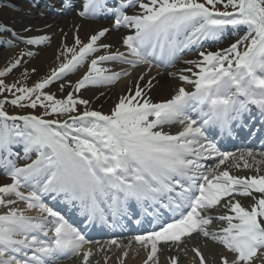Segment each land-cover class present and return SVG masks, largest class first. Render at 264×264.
<instances>
[{
  "label": "snow or ice",
  "instance_id": "obj_1",
  "mask_svg": "<svg viewBox=\"0 0 264 264\" xmlns=\"http://www.w3.org/2000/svg\"><path fill=\"white\" fill-rule=\"evenodd\" d=\"M65 4L70 7V0ZM217 4L225 10H218ZM108 5L109 0H85L78 15L111 13L116 29L131 30L121 37L123 51L102 42L109 32L103 28L87 42L74 36V44L63 45L66 52L57 56L67 58L31 86L6 84L3 78L33 52L22 50L0 70V94H11V99H0V169L10 178L0 184V206L6 209L0 213V264H56L70 255H80L81 264H89L93 250L83 249L92 241L49 207L45 197L78 208L89 223L95 218L104 223L127 218L133 207L139 208L154 223L153 230L134 236L128 244L130 248L134 241L148 250L143 264H159L162 242L179 247L193 234L211 239L231 254V259L220 254L219 264H257L258 257L264 258V175L231 174L226 162L232 160L239 168L236 161H243L248 168L246 157L253 153L248 149L237 156L223 151L216 128L221 138L231 136L236 127L245 126V119H255L252 107L264 119V0H117L115 7ZM128 9L138 11L128 14ZM240 28L245 34L228 47L201 50L205 41L219 43L226 30ZM32 31L30 25L16 31L0 24V40L16 48L51 39ZM193 50L195 59L183 60L184 67L168 73L183 82L171 98L152 101L148 93L154 81L159 83L156 76L118 97L109 113L74 96L86 86L129 76L140 65H146L148 72L153 66L173 67ZM105 62L129 67L113 71L101 66ZM82 65L87 70L74 85L61 84L60 91L66 86L73 89L64 98L46 91ZM29 75L28 69L21 73L25 81ZM144 77L139 75L138 81ZM6 104L44 111L9 115ZM78 105L84 106L82 112ZM176 124L181 130L175 134L164 130ZM18 144L29 161L23 165L16 162L20 154L13 150ZM237 196L252 202L245 206ZM220 206L227 214L213 215ZM32 209L43 215L26 214ZM214 220L227 226L210 230ZM108 243L122 246L115 239ZM193 251L198 264H209L199 247ZM122 256L127 258L128 251ZM169 259L178 264V257Z\"/></svg>",
  "mask_w": 264,
  "mask_h": 264
},
{
  "label": "bare ground",
  "instance_id": "obj_2",
  "mask_svg": "<svg viewBox=\"0 0 264 264\" xmlns=\"http://www.w3.org/2000/svg\"><path fill=\"white\" fill-rule=\"evenodd\" d=\"M16 5H18V1H16ZM25 4L22 2L19 10H16V12H13L11 16L8 15L6 12L0 11V18L8 19L10 24V28H14L15 30L22 25H30L33 29L32 35H40V34H47L51 37L50 41L47 43H50V46L42 48L40 55L35 58L31 59V64L34 68L40 69V68H47L50 66L55 58L59 55L61 51L66 50L63 48V45L67 44L68 46L74 43V36L78 35L79 38L82 40L88 38L90 33H93L97 28H94L92 24L87 22H80L75 19L69 18V19H55V18H38L34 14L27 13V8H25ZM71 23L74 24V28L72 29L70 27ZM80 23V24H79ZM45 25H51V27H45ZM76 26L78 29H76ZM108 42L114 43L113 36H110L108 39ZM16 48L8 47L5 54L1 55V59L8 58L11 56V54L15 51ZM29 51L33 52V47L29 48ZM30 59L29 56L24 57V61ZM143 71V69H142ZM141 73V72H140ZM13 74V72L9 73ZM134 76V77H133ZM139 77V73L132 74L128 79L121 80L119 84H117L115 87L110 88L109 91L106 92L104 97L100 96L98 97V94L100 91H94V94H90L89 101L91 102L92 109L95 110H101L104 113L109 112L115 105V103L118 100V97L124 95L126 91L131 87L130 79L133 78V84H136ZM149 76H146L145 79L142 81L144 84L149 78ZM159 83L153 82L155 84V87L151 89L149 92L152 97L160 100H165L169 98L172 94H175L176 88L178 87L177 80L170 79L168 76H158L156 78ZM109 89V88H108ZM101 106L102 108H99ZM16 148L21 149L22 145L15 146ZM17 152V151H16ZM261 164H258L257 166H260ZM264 169L263 166L259 167ZM258 169V168H256ZM10 182L7 179H0V184L2 183H8ZM129 241L122 242V246L113 248L111 251H109V254L104 255L103 257V263L101 264H120V260L123 259V264H143L144 260L146 259V252L145 248L138 245L136 242L131 244V247L128 248ZM199 244H202L201 246H198L201 251H204V254L206 255L207 259L213 258L208 260L211 264H219L220 262V254L228 255L229 259H231V254L224 249V247H221L219 245L213 244L210 241L207 240H199ZM206 247H204V246ZM203 246V248H202ZM168 248V247H167ZM184 249V250H183ZM166 252H169V250L165 249ZM124 251H128L127 258H123L122 254ZM188 253V257L185 258V254ZM163 258V260H167V253L162 252L159 254V256ZM170 257L176 256L179 258L178 264H198V258L195 256V252L192 250V246L190 244H183L179 247H175L171 250L169 253ZM105 258L108 259V262L105 263ZM261 262L264 264V260H261ZM258 263V264H262ZM68 264H80V261H72Z\"/></svg>",
  "mask_w": 264,
  "mask_h": 264
},
{
  "label": "rangeland",
  "instance_id": "obj_3",
  "mask_svg": "<svg viewBox=\"0 0 264 264\" xmlns=\"http://www.w3.org/2000/svg\"><path fill=\"white\" fill-rule=\"evenodd\" d=\"M1 58V57H0ZM1 65H2V63H0ZM16 75H18V74H16ZM40 75L41 74H33L32 76H31V78H29L30 80H31V82H33V81H36L39 77H40Z\"/></svg>",
  "mask_w": 264,
  "mask_h": 264
}]
</instances>
